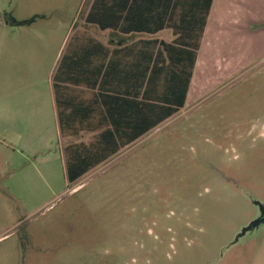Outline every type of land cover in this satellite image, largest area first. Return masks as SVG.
Wrapping results in <instances>:
<instances>
[{
	"label": "rangeland",
	"instance_id": "374dc122",
	"mask_svg": "<svg viewBox=\"0 0 264 264\" xmlns=\"http://www.w3.org/2000/svg\"><path fill=\"white\" fill-rule=\"evenodd\" d=\"M87 2L0 0V46L15 53L0 60V100L13 106L30 70L45 80ZM260 20L245 23V43ZM259 38L239 70L208 71V95L186 113L76 183L60 160L29 164L16 146L28 135L0 122V264H264V223L235 240L264 204Z\"/></svg>",
	"mask_w": 264,
	"mask_h": 264
},
{
	"label": "crops",
	"instance_id": "0c3cea01",
	"mask_svg": "<svg viewBox=\"0 0 264 264\" xmlns=\"http://www.w3.org/2000/svg\"><path fill=\"white\" fill-rule=\"evenodd\" d=\"M261 13L264 0H88L45 80L37 84L30 70L13 106L0 100V122L28 135L16 146L29 164L49 172L60 160L76 183L208 95V71L239 70L245 48L257 55L264 27L247 43L244 32ZM14 55L0 46V60Z\"/></svg>",
	"mask_w": 264,
	"mask_h": 264
},
{
	"label": "water",
	"instance_id": "95a60500",
	"mask_svg": "<svg viewBox=\"0 0 264 264\" xmlns=\"http://www.w3.org/2000/svg\"><path fill=\"white\" fill-rule=\"evenodd\" d=\"M256 203L258 204L260 210L259 216L255 220L251 221L247 226L242 228L241 232L238 234L235 240H237L239 236L245 234L247 231L252 230L261 223H264V204H261L259 202Z\"/></svg>",
	"mask_w": 264,
	"mask_h": 264
},
{
	"label": "trees",
	"instance_id": "16d2710c",
	"mask_svg": "<svg viewBox=\"0 0 264 264\" xmlns=\"http://www.w3.org/2000/svg\"><path fill=\"white\" fill-rule=\"evenodd\" d=\"M210 3H211V0H208V7H209ZM177 109H178V108H171V109H169V114L174 113ZM85 169H86V168H83L82 170H80V171H79L77 174H75L74 176L69 175V179H70V181H73V180H75L77 177H79L80 175H82V173H84V172L86 171Z\"/></svg>",
	"mask_w": 264,
	"mask_h": 264
}]
</instances>
